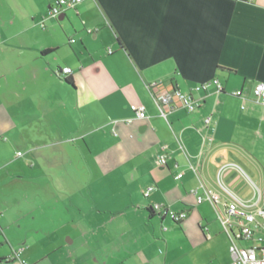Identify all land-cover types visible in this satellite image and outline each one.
<instances>
[{"label": "crops", "instance_id": "crops-1", "mask_svg": "<svg viewBox=\"0 0 264 264\" xmlns=\"http://www.w3.org/2000/svg\"><path fill=\"white\" fill-rule=\"evenodd\" d=\"M50 3L0 0V264L71 259L64 219L30 234L39 217L50 221L39 199L51 196L66 215L76 208L83 243H99L93 264L129 263L128 244L147 234L135 231L137 218L144 230L179 226L195 249L217 219L196 204L190 165L214 191L226 164L235 165L221 176L227 190L246 201L264 190V105L251 93L264 83V0H84L57 20L47 18ZM65 67L72 73L62 77ZM213 79L222 92H192L201 106L176 107L166 120L147 90L191 93ZM131 105L146 119L126 123ZM154 204L187 217L150 214Z\"/></svg>", "mask_w": 264, "mask_h": 264}, {"label": "built area", "instance_id": "built-area-1", "mask_svg": "<svg viewBox=\"0 0 264 264\" xmlns=\"http://www.w3.org/2000/svg\"><path fill=\"white\" fill-rule=\"evenodd\" d=\"M83 1L50 0L47 18L57 20L65 12L74 10ZM41 25L43 26V23ZM111 53L112 51L108 49L107 54ZM58 73L60 76L65 77L70 75L72 70L65 67L60 69ZM159 86V83H153L147 86V90L159 115L165 120L167 114L176 107L193 112L201 106V99H195L192 92L195 94L204 93L210 87H214L218 93L222 92V85L217 79L194 86L191 93L181 92L177 88L156 91ZM251 93L257 103L264 105V83L254 84ZM233 95L241 97L243 92L237 90L233 92ZM130 110L133 113V117L126 120V123H130L133 120L146 119L144 106L131 105ZM204 123L209 126L211 117L205 118ZM209 140L203 138V144ZM168 160L169 156L167 154L157 156V163L160 166H166ZM234 167V164H226L219 169L216 182L220 192H217L206 186L198 166L190 165V169L197 180V186L192 190V193L196 197L197 205L208 203L214 209L216 219L229 239L230 264H264V190L254 187L253 199L249 201L242 200L227 190L221 182V176L225 169ZM181 177L182 174L178 173L175 179L179 180ZM152 189L150 187L145 190L144 197H147ZM150 211L157 216H167L175 223H180L187 217L186 211L175 212L168 206L158 204L152 205ZM240 242L246 245H238ZM19 254L20 251L15 256L18 257ZM21 263L25 264L24 261H21Z\"/></svg>", "mask_w": 264, "mask_h": 264}, {"label": "rangeland", "instance_id": "rangeland-1", "mask_svg": "<svg viewBox=\"0 0 264 264\" xmlns=\"http://www.w3.org/2000/svg\"><path fill=\"white\" fill-rule=\"evenodd\" d=\"M16 151L23 152V149L12 150V154H15ZM45 199H39V203L43 204L45 208H50L49 214H51V219L48 222L42 221L41 218H38L37 233H30L32 236L40 238L42 232L46 230H53L56 226L62 224L59 222V219H64L66 221V237L68 233L74 238V245L66 246L68 251H70L71 259H61L59 258H43L41 260H35L33 264H52L54 261H59L58 264H93L96 253L100 256V248L98 242H95V239L90 238L91 241H84L79 236L81 233V228L79 226V221L77 218L78 213L76 208H70L69 214L65 210H62V201L61 196L48 197ZM58 199V201L56 200ZM70 219H75L69 223ZM140 221L135 219V231L139 233L142 229V232H146V235L143 237L136 238L134 243L128 244L127 249L133 253L132 259L129 260L128 264H230V254L228 251L229 239L222 230V227L219 225L216 220L214 225L206 226L209 231L203 233L204 236L200 238V244L195 249L191 250L190 244L184 243L181 241L180 227L173 225L171 227H165L167 230L165 232L160 231L159 226L156 224H150L149 229H145L138 224ZM76 225V227H75ZM85 226H88L87 229H94L92 222H85ZM153 226V227H152ZM155 229L156 233L152 234V230ZM15 234V233H14ZM66 239V238H65ZM66 241V240H65ZM12 242H16V237H12ZM95 242V243H94ZM41 242H38L40 246ZM49 243V239H45L43 244ZM21 245V244H19ZM18 245V246H19ZM24 245V244H23ZM22 245V246H23ZM240 246H245L244 243H239ZM116 247V245H115ZM117 251H120V246L117 244ZM191 250V251H190ZM20 251V250H18ZM39 252L36 253L38 255ZM36 255L34 257H36ZM56 263V262H54ZM13 264H20L18 261H15ZM29 264V262H27Z\"/></svg>", "mask_w": 264, "mask_h": 264}, {"label": "trees", "instance_id": "trees-1", "mask_svg": "<svg viewBox=\"0 0 264 264\" xmlns=\"http://www.w3.org/2000/svg\"><path fill=\"white\" fill-rule=\"evenodd\" d=\"M64 80H65V82H67V83L70 84V82H69L67 79H64ZM147 212H149V213L151 212V211H150V208H148ZM150 214H151V213H150Z\"/></svg>", "mask_w": 264, "mask_h": 264}]
</instances>
